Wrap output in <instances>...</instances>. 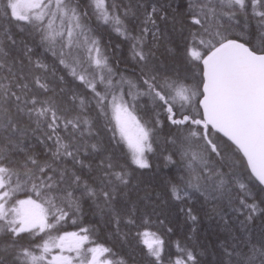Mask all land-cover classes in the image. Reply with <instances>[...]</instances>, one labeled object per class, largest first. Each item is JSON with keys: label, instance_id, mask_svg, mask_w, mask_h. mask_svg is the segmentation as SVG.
<instances>
[{"label": "snow or ice", "instance_id": "snow-or-ice-1", "mask_svg": "<svg viewBox=\"0 0 264 264\" xmlns=\"http://www.w3.org/2000/svg\"><path fill=\"white\" fill-rule=\"evenodd\" d=\"M177 215L168 264H264V0H0V264H163Z\"/></svg>", "mask_w": 264, "mask_h": 264}, {"label": "trees", "instance_id": "trees-1", "mask_svg": "<svg viewBox=\"0 0 264 264\" xmlns=\"http://www.w3.org/2000/svg\"><path fill=\"white\" fill-rule=\"evenodd\" d=\"M106 41H107V37H105ZM113 39V43H121V48L119 50V56L118 58L121 60L120 63V68L124 69L125 67H130V61L128 62V64L126 65L124 63V60L128 57V48L129 45L127 43H122L120 41L119 38L115 37L113 35L112 37ZM111 55V53H109ZM116 58L114 57L112 60V63L115 64L116 63ZM127 74H131V72L129 71ZM145 101L141 100L140 103H144ZM135 167V166H133ZM140 172L143 173L144 176V180L145 182H147L150 174L146 171V170H139ZM87 209V206H85ZM98 218L93 219L91 216V213L86 211V215L84 217V224H95L97 223ZM173 224L176 227V235H166L164 236V239L166 240V245H165V251L162 254L164 257L163 260V264H168V259L169 256H171L172 259L176 258L177 255V249L175 247V241L177 239H180L182 237V235H187L188 232L190 231L191 228V224L188 222L183 221L178 215L175 216L173 218ZM181 225H183V227L181 228ZM82 226V225H81ZM121 230L122 231H127V228H125L124 224H121ZM208 227L207 222H205L204 224H202L201 228H200V232L197 234V239L198 240H206V236L207 233L205 232V229ZM64 230L66 231H74L76 230L75 226H73L71 224V221L69 220L68 225L64 228ZM144 229H140V231H143ZM149 231L152 232H156L157 228L155 227H150L148 229ZM115 231V226H109L107 228L101 227L100 231L97 233L96 236H94L93 238L96 240L97 243L100 244H104L107 247H110L113 249L114 252L117 253L118 256H125V258H127V254L131 252L132 248H135V259L138 261L141 258V255L143 253L147 252L146 247L140 243V241L138 239H132L131 237L129 238V241L127 244L119 242L118 240H116L113 236L110 235V233H113ZM132 232L135 233L136 229L133 228ZM131 245V247L129 246ZM92 246V245H89ZM105 258H109L111 259L112 257H105ZM201 259L205 260V261H211L212 257L211 256H204L201 257ZM129 264H132V261H129Z\"/></svg>", "mask_w": 264, "mask_h": 264}, {"label": "rangeland", "instance_id": "rangeland-1", "mask_svg": "<svg viewBox=\"0 0 264 264\" xmlns=\"http://www.w3.org/2000/svg\"><path fill=\"white\" fill-rule=\"evenodd\" d=\"M89 247H91V246H89Z\"/></svg>", "mask_w": 264, "mask_h": 264}]
</instances>
